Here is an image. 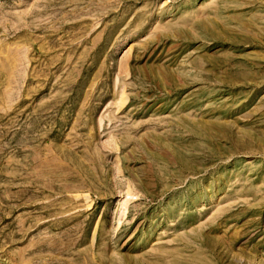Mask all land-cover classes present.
<instances>
[{"label":"rangeland","instance_id":"1","mask_svg":"<svg viewBox=\"0 0 264 264\" xmlns=\"http://www.w3.org/2000/svg\"><path fill=\"white\" fill-rule=\"evenodd\" d=\"M0 264H264V0H0Z\"/></svg>","mask_w":264,"mask_h":264},{"label":"bare ground","instance_id":"2","mask_svg":"<svg viewBox=\"0 0 264 264\" xmlns=\"http://www.w3.org/2000/svg\"><path fill=\"white\" fill-rule=\"evenodd\" d=\"M119 227H120V224H119Z\"/></svg>","mask_w":264,"mask_h":264}]
</instances>
